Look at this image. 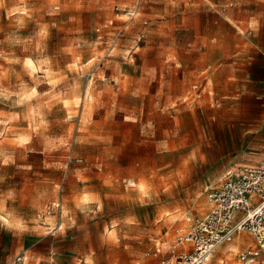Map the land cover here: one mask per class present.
Returning a JSON list of instances; mask_svg holds the SVG:
<instances>
[{"label":"rangeland","instance_id":"rangeland-1","mask_svg":"<svg viewBox=\"0 0 264 264\" xmlns=\"http://www.w3.org/2000/svg\"><path fill=\"white\" fill-rule=\"evenodd\" d=\"M134 2L0 0V264H159L260 162L264 0Z\"/></svg>","mask_w":264,"mask_h":264},{"label":"built area","instance_id":"built-area-1","mask_svg":"<svg viewBox=\"0 0 264 264\" xmlns=\"http://www.w3.org/2000/svg\"><path fill=\"white\" fill-rule=\"evenodd\" d=\"M140 1L124 10L128 18L138 15ZM82 163V158L75 159ZM210 208L195 220L190 230L173 245L167 256H159V264H206L209 256L221 245L233 242L236 235L248 232L256 247L239 254L240 264L264 262V146L262 158L256 165L241 167L208 192ZM59 203L56 207H59ZM179 245L181 248L179 249ZM161 249L154 253L158 256ZM24 256L17 262L23 263Z\"/></svg>","mask_w":264,"mask_h":264},{"label":"bare ground","instance_id":"bare-ground-1","mask_svg":"<svg viewBox=\"0 0 264 264\" xmlns=\"http://www.w3.org/2000/svg\"><path fill=\"white\" fill-rule=\"evenodd\" d=\"M241 242H242V241L240 240L239 243H237V245L240 244ZM237 245H235L234 247L232 246V247H233V248H231V251H232V252H233V251L236 252V251L238 250V249H237V248H238Z\"/></svg>","mask_w":264,"mask_h":264},{"label":"crops","instance_id":"crops-1","mask_svg":"<svg viewBox=\"0 0 264 264\" xmlns=\"http://www.w3.org/2000/svg\"><path fill=\"white\" fill-rule=\"evenodd\" d=\"M261 38L264 40V29L261 30Z\"/></svg>","mask_w":264,"mask_h":264}]
</instances>
